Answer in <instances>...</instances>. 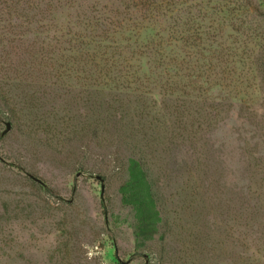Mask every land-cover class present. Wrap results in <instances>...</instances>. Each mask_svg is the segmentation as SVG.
<instances>
[{
    "label": "rangeland",
    "instance_id": "1",
    "mask_svg": "<svg viewBox=\"0 0 264 264\" xmlns=\"http://www.w3.org/2000/svg\"><path fill=\"white\" fill-rule=\"evenodd\" d=\"M144 1L0 0V264H264V0Z\"/></svg>",
    "mask_w": 264,
    "mask_h": 264
},
{
    "label": "trees",
    "instance_id": "2",
    "mask_svg": "<svg viewBox=\"0 0 264 264\" xmlns=\"http://www.w3.org/2000/svg\"><path fill=\"white\" fill-rule=\"evenodd\" d=\"M147 0L144 1L143 5L140 4V7L142 8V10L145 7V10L148 11L150 8H148L149 6L145 5ZM153 11V9H150ZM187 23L186 24H182L181 27L179 29L176 30H180V31H176L175 32H170V41L171 43H176L180 46L179 47H174V48H178L180 50V53H184V56L187 59L193 60L194 66L193 68H197L198 70L195 72H199L202 68H205L203 66H207L208 68L211 66V64L216 63V51L221 50L222 48H219L220 45L219 43H217V41L213 38V39H209L206 40V33H201V28H185L187 27ZM200 30V31H199ZM172 31V30H171ZM192 32V34L190 35L189 33ZM143 43H141L142 45ZM136 45V43H135ZM182 47H185L186 51L183 52L182 51ZM218 49V50H216ZM143 57L142 58H146L147 56L144 54H141ZM157 59H153L152 60V65L151 63H149L151 65L152 68H155L156 70H161L162 74L165 75V77H167V79H171V80H179L181 76H179L176 73V67L173 66V62L174 61H167V64H165L163 62V56H160L159 54L156 55ZM152 58V57H150ZM149 58V60H150ZM179 59L184 60L185 58H182L181 55L178 56ZM199 58V59H198ZM182 63L184 64L185 62L182 61ZM158 64V65H157ZM199 64V67L197 66ZM156 65V67H155ZM166 66H170L172 67L175 72L169 74L168 70H164V67ZM207 77V75H205ZM158 78V80H161L162 77L160 76H156ZM186 79L188 80V83L190 84H196L199 82V79L201 80V78L198 75H194V78L190 75V76H186ZM208 78H205L204 80H207ZM211 101H216V99L211 98ZM183 103L184 101H179L178 99L172 101V103L170 104L171 108H169V106L167 107H163L165 110L167 108L171 109V117L174 120V123L177 122H182L183 119ZM216 106V103H215ZM169 109L167 110V112L169 111ZM214 112H216V108H214ZM213 112V113H214ZM216 115V113H215ZM214 117V116H213ZM181 124H178V126H180ZM134 165H132V167L130 168V177L131 179H137L138 178V170H139V165L135 162H133ZM138 208V214H139V219H138V236H140L143 239H151L154 234H156V229L154 227L153 222L150 220V218L152 216H154L155 214L153 213V206L152 203H146V204H140L137 205Z\"/></svg>",
    "mask_w": 264,
    "mask_h": 264
},
{
    "label": "water",
    "instance_id": "3",
    "mask_svg": "<svg viewBox=\"0 0 264 264\" xmlns=\"http://www.w3.org/2000/svg\"><path fill=\"white\" fill-rule=\"evenodd\" d=\"M9 129H10V128H9V125L7 124V125H6V129L2 132V134L8 132ZM29 177H30L31 179H33L34 181L39 182L38 179L34 178V177L31 176V175H29ZM96 179H98L99 181H101L100 177H98V176H96Z\"/></svg>",
    "mask_w": 264,
    "mask_h": 264
}]
</instances>
